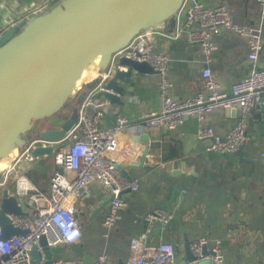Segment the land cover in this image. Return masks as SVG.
Instances as JSON below:
<instances>
[{
  "label": "crops",
  "instance_id": "crops-1",
  "mask_svg": "<svg viewBox=\"0 0 264 264\" xmlns=\"http://www.w3.org/2000/svg\"><path fill=\"white\" fill-rule=\"evenodd\" d=\"M60 1L0 0V35L8 29L7 21L18 24L33 18L26 17L32 6L45 5L39 15L50 11ZM193 1L208 9L222 6L235 24L259 28L263 48L256 66L264 70V20L256 0ZM181 20L184 17L181 16ZM174 25L173 16L152 27L160 33L152 41L154 50L169 60L168 96L173 100L183 101L197 94L207 96L201 80L205 67L210 69L225 93L250 71L252 64L244 35L222 29L212 39L215 50L210 63L206 64L200 47L187 44L184 32L176 39L169 37ZM113 54L109 58L100 57L96 75L107 70ZM125 69L121 73L129 75L116 81V85L123 88V94L112 91L115 99H108L100 126L112 125L117 115L129 120V133L141 147V154L124 171L131 180L138 181V188L124 194L126 206L119 213V221L106 229L102 222L108 212V205L103 206L107 198L99 184H91L84 198L75 202V218L81 230L79 243L51 247L52 259L82 260L84 264H91L99 255H106L113 264H125L130 240L145 230V216L160 209L171 214L172 219L164 228L154 223L146 244L173 245L176 264L187 262L185 243L198 236L206 237L208 248L219 242L225 264H264V159L261 157L264 153V114H258L259 108L251 111L246 124L247 141L233 154L208 152L209 141L197 140L196 132L201 124L212 128L215 136L224 137L235 125L237 110L211 112L200 123L192 116L173 130L149 128L134 133L133 128H138L145 117L160 110L158 76L152 71ZM92 88L83 87L78 92L75 107L80 104V95L85 96ZM92 113L89 108L87 114ZM142 136H146L147 146L142 144L144 138L139 139ZM52 173L48 177V187ZM195 264L212 262L206 259Z\"/></svg>",
  "mask_w": 264,
  "mask_h": 264
},
{
  "label": "built area",
  "instance_id": "built-area-1",
  "mask_svg": "<svg viewBox=\"0 0 264 264\" xmlns=\"http://www.w3.org/2000/svg\"><path fill=\"white\" fill-rule=\"evenodd\" d=\"M256 2L261 10V19L264 20V0ZM44 8L45 5H34L26 17L35 16ZM181 16L184 20L180 21ZM174 17V30L169 37L176 39L184 32L187 44L200 47L206 64L210 63L215 50L212 39L222 29L244 35L248 42V59L252 64L248 74L235 83L229 93H225L220 90L210 69L205 67L201 71V80L207 96L197 94L183 101L173 100L168 96L169 60L163 53L156 52L152 45L153 39L160 33L152 27L141 30L125 47L113 54L107 70L95 76V85L76 108V122L65 137L57 142L45 141L39 137L27 141L0 172V212L7 217L11 228L23 232L4 238L0 226V264H30V252L33 249L40 256L37 264H43L45 257L40 247L42 238L49 248L58 244L79 243L81 230L75 218V202L84 198L93 183L101 186L107 199L111 198L102 226L109 229L119 221V213L126 206L124 194L138 188V181L127 180L121 171L130 167L141 154V147L131 138L129 120L126 117L117 115L112 125L100 126L103 108L109 105V100L99 94H111L112 91L105 89L106 82L115 73L126 70L119 64L120 59L146 63L158 76L160 110L145 117L138 128H133L134 133L149 128L173 130L192 116L200 123L211 112L237 110L235 125L224 137L215 136L212 128L199 124L196 139L208 140L206 150L217 155L233 154L246 143L247 120L251 111L259 108L261 94H264V70L256 66L263 48L260 29L235 24L222 6L208 9L193 0H183ZM15 25L17 22L7 21L8 28ZM89 108L93 110L92 115L87 114ZM39 146L53 148V164L57 168L49 179L47 192L39 190L26 177L28 170L38 161L32 155V150ZM261 157L264 159V153ZM4 191L8 198L15 199L21 215L2 211ZM171 219V214L164 210L150 211L144 218V232L130 240L129 257L125 264H176L173 245L146 244L153 224L158 222L164 228ZM207 245L208 240L204 236H198L190 242L189 250L193 260L185 264L206 259L211 260L212 264H225L224 252L219 242L211 244L209 248ZM51 264L84 262L52 259ZM91 264L113 263L106 255H99Z\"/></svg>",
  "mask_w": 264,
  "mask_h": 264
},
{
  "label": "water",
  "instance_id": "water-1",
  "mask_svg": "<svg viewBox=\"0 0 264 264\" xmlns=\"http://www.w3.org/2000/svg\"><path fill=\"white\" fill-rule=\"evenodd\" d=\"M182 3L183 0H61L50 11L18 23L1 34L0 160L13 148L24 146L26 142L19 135L29 131L37 120L52 117L62 110L74 91L75 81L97 56L109 58L141 30L172 18ZM119 64L131 70L153 72L146 63L123 58ZM128 75L115 73L105 84V89L122 95L123 88L118 87L116 81ZM94 85L93 80L86 82L75 95L83 87ZM99 95L115 99L109 93ZM83 98L81 94L79 102ZM258 114H264V94H261ZM76 118L73 107L61 121L40 128L38 137L49 142L60 141ZM142 138L147 139L146 136L139 139ZM145 141L142 144L147 146ZM52 153V147L39 146L32 150L37 159ZM121 172L131 180L124 170ZM110 200L108 198L103 206ZM1 209L14 215L22 214L15 199L8 198L6 191L2 195ZM8 224L7 217L0 212L4 238L23 233ZM189 243L184 246L187 262L193 260ZM40 247L45 257L43 264H51V250L44 238ZM30 256V264L40 261L36 249Z\"/></svg>",
  "mask_w": 264,
  "mask_h": 264
},
{
  "label": "rangeland",
  "instance_id": "rangeland-1",
  "mask_svg": "<svg viewBox=\"0 0 264 264\" xmlns=\"http://www.w3.org/2000/svg\"><path fill=\"white\" fill-rule=\"evenodd\" d=\"M91 77L92 76H89L87 79H90ZM91 80H88L86 82H89ZM86 82L81 83L80 86H78V87H76V89H74L73 93L71 94V97L68 98L69 100L66 101L62 110H60L57 114H55L52 117L44 118L42 120H37L34 123L33 127L29 131L25 132L24 134H20L19 138L25 142L32 140V139H35L38 137V133L40 131V128L48 126L52 122L55 123L57 121H61L62 119H64L69 114L70 110L76 106L75 104L77 103V100H76L77 96L75 94ZM76 108L77 107H75V109ZM18 149L20 150V148H18ZM18 149L17 148L14 149V151H15L14 155L15 156L18 154V151H19ZM54 168L55 167L53 164V155L40 157L37 164H35L34 167H32L31 169L28 170V172L26 173V177L31 182H33L39 190L43 189V190H45L44 192H47L48 177L50 176V174L52 173ZM193 264H195V263H193Z\"/></svg>",
  "mask_w": 264,
  "mask_h": 264
},
{
  "label": "bare ground",
  "instance_id": "bare-ground-1",
  "mask_svg": "<svg viewBox=\"0 0 264 264\" xmlns=\"http://www.w3.org/2000/svg\"><path fill=\"white\" fill-rule=\"evenodd\" d=\"M100 60V57L97 56L93 62L82 72L79 79L75 81L73 89H76V87L80 86L81 83L86 82L90 79H87L89 76H95L97 73V64ZM73 93V92H72ZM69 100V99H68ZM15 148H13L11 151L7 152L5 156L0 160V172L4 170L10 163V161L14 158V151Z\"/></svg>",
  "mask_w": 264,
  "mask_h": 264
}]
</instances>
